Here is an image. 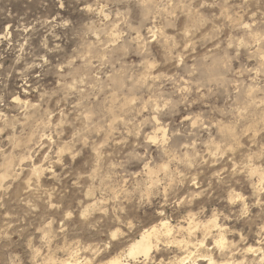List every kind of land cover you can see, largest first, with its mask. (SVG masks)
Here are the masks:
<instances>
[{"label": "rangeland", "instance_id": "rangeland-1", "mask_svg": "<svg viewBox=\"0 0 264 264\" xmlns=\"http://www.w3.org/2000/svg\"><path fill=\"white\" fill-rule=\"evenodd\" d=\"M6 158L0 264H264V0H0Z\"/></svg>", "mask_w": 264, "mask_h": 264}, {"label": "bare ground", "instance_id": "bare-ground-1", "mask_svg": "<svg viewBox=\"0 0 264 264\" xmlns=\"http://www.w3.org/2000/svg\"><path fill=\"white\" fill-rule=\"evenodd\" d=\"M147 9V8H146ZM150 12V11H149ZM147 15V14H146ZM143 16V15H142ZM137 34V33H136ZM163 34V33H162ZM119 84H120V82H119ZM119 88V87H118ZM113 109V108H112ZM114 112H115V110H114ZM109 113V112H108ZM109 114H111V113H109ZM28 116V115H27ZM29 117V116H28ZM34 124V123H33ZM5 125V124H4ZM6 127H7V125H6ZM31 129V128H30ZM29 129V130H30ZM32 136V135H31ZM20 137V136H19ZM21 139H22V137H21ZM20 139V140H21ZM46 139V138H45ZM15 140V139H14ZM20 140H18V141H20ZM17 141V140H16ZM15 142V141H14ZM18 144H19V142H18ZM17 144V145H18ZM16 145V144H15ZM19 146V145H18ZM26 146V145H25ZM16 147V146H15ZM18 149V148H17ZM15 150V149H14ZM24 150V149H23ZM62 150V149H61ZM64 152V151H63ZM21 156V155H20ZM7 160L5 161V162H3V164H2V171H3V175H1L2 174V172L0 173V175H1V177H0V180H2L4 177H7L8 176V163H10V162H8V158H6ZM2 160V159H1ZM11 160H12V158H11ZM2 162V161H1ZM21 163V162H20ZM37 170H39V169H37ZM41 170V169H40ZM42 171H44V170H42ZM41 171V172H42ZM32 172V171H31ZM33 172H35V171H33ZM38 172H40V171H38ZM37 174V173H36ZM5 179V178H4ZM36 179V178H35ZM3 181V180H2ZM101 181V180H100ZM1 184V183H0ZM258 188V187H257ZM30 190V189H29ZM91 192V191H90ZM92 203V202H91ZM92 205V204H91ZM93 206H94V204H93ZM92 206V207H93ZM91 207V208H92ZM88 208V207H87ZM93 211V210H92ZM210 222V224L212 225V227H218L216 224H215V222L214 221H209ZM191 223V222H190ZM189 223V224H190ZM193 223V222H192ZM208 223V222H207ZM207 223H206V227H207ZM210 225V226H211ZM189 226H191V224L189 225ZM203 226V225H202ZM157 228H159L160 229V231H163L164 233H166L167 234V238H168V235L171 233V226L169 225V223H167L165 220H159V222H158V224L156 225V226H153V227H151V228H149V229H147V230H145L142 234H141V236H140V238L139 239H137V240H135L130 246H129V248H128V255H126V258L127 257H129V258H132V259H135V258H137V257H139V256H143V257H147L148 255H149V253L150 252H152L151 251V249L153 248V247H157V245L155 244V245H153V240L155 241V242H157V240H158V235H159V230H157ZM201 228V227H200ZM188 230H190L189 229V227L187 228ZM192 229V228H191ZM207 230H208V228H206ZM218 229V228H217ZM179 230V229H178ZM187 230V231H188ZM203 230V229H202ZM220 231V230H219ZM186 232V231H185ZM207 232V231H206ZM162 233V232H161ZM175 233V232H174ZM182 234V233H181ZM187 234V233H186ZM184 235V234H183ZM220 235V234H219ZM164 236V237H165ZM181 237V236H180ZM220 237V236H219ZM222 237V236H221ZM114 238V237H113ZM218 238V237H217ZM172 241V240H171ZM173 241H175V240H173ZM215 241V240H214ZM222 241H223V237L221 238V239H219L218 240V242H216L215 243V245H219V246H222L223 245V243H222ZM163 242V241H162ZM168 242H169V240H168ZM189 242H187V243H185V245H186V249H185V251L186 252H184L185 253V255H182V256H179V257H175V258H173L174 260H172L173 262H170L169 264H198V263H200V262H205V263H207V264H238V263H235V262H230V261H228V260H231V259H228V260H225V261H223V262H221V263H217L215 260H214V258L212 257L213 255H210L208 252H206V251H201V252H199V254L198 255H195L192 251H189L187 248V244H188ZM213 245V244H212ZM167 246V245H166ZM222 247H224V246H222ZM225 248V247H224ZM224 248H223V250H224ZM177 249V248H176ZM259 249V248H258ZM159 250V249H158ZM220 250H222V249H220ZM225 250H226V248H225ZM252 250V248H248L247 249V252H249V251H251ZM227 252V251H226ZM226 252H223V253H226ZM126 253V252H125ZM195 253H196V250H195ZM222 253V252H221ZM222 253V254H223ZM228 253H230V252H228ZM221 254V255H222ZM122 256L123 255H120V256H118V257H116V258H113L110 262H109V264H123V261H124V257L122 258ZM220 256V255H219ZM218 256V257H219ZM221 257V256H220ZM223 257H224V255H223ZM226 257V256H225ZM231 257V256H230ZM229 257V258H230ZM256 257V256H255ZM227 258V257H226ZM226 258H224V259H226ZM252 258V257H251ZM86 259V258H85ZM165 259V258H164ZM223 259V258H222ZM236 259V258H235ZM218 260V259H217ZM86 261V260H85ZM221 261V260H220ZM135 263V262H134ZM204 263V264H205ZM251 263V262H250ZM61 264H76V260H72V259H69V260H66V261H64V262H62ZM165 264V263H164Z\"/></svg>", "mask_w": 264, "mask_h": 264}]
</instances>
